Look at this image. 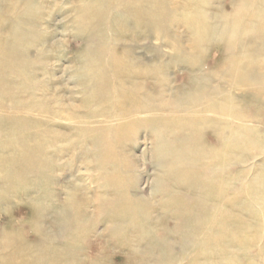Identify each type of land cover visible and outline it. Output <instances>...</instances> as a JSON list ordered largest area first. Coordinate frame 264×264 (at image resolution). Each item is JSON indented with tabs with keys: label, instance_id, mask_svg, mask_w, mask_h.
<instances>
[{
	"label": "rangeland",
	"instance_id": "rangeland-1",
	"mask_svg": "<svg viewBox=\"0 0 264 264\" xmlns=\"http://www.w3.org/2000/svg\"><path fill=\"white\" fill-rule=\"evenodd\" d=\"M85 1L0 0V264H74L72 252L82 260L75 264L90 260L124 264L133 250L153 264L167 254L164 241L171 243L168 248L173 256H180L169 264H206L194 258L204 252L206 256L220 252L229 264H264V204L254 198L257 180L264 183V0L255 29L244 32L236 45L223 43L221 37L204 43L198 52L202 64L190 61L200 43L192 35L201 27V16L191 10L196 0H155L167 14L163 17L154 3V19L164 20L168 30L150 35L138 28L131 7L116 6L117 0H100V7L92 8L84 6ZM142 1L148 3L137 0L139 4ZM229 1L203 0L201 9L212 15L241 10L239 0L232 9ZM83 6L107 26L106 35L112 44L104 51L119 50L125 66L138 67L137 77L146 70L141 77L149 79V75L166 97L190 88L189 75L193 73L192 77L199 73L211 76L205 83L217 89V97L205 98L200 108L206 110L213 102L216 111L194 110L186 117H175L173 110H167L166 124L172 129L186 132L195 128L199 131L196 138L204 144H213L215 135L224 133L208 124L211 119L250 131V141L233 150L229 167L222 170L224 180L228 172L235 177L228 198L237 226L225 223L218 227L220 231L208 228L205 236L212 241L220 238L226 244L216 247L202 241L186 247L180 245L181 232L161 233L157 229L158 234L153 235L129 228L127 235L116 227L122 217L105 206L120 193L119 182L128 181L133 193L148 197L153 177L160 172L150 154L155 133L137 127L132 120L123 126L115 116L119 104L124 103L117 102L122 95L106 86H117L116 77L101 90L82 87L85 77L75 61L85 51L94 52L103 40L89 30L77 32V17ZM252 11L253 7H248L244 14H254ZM236 57L242 59L245 69L233 65ZM189 66L195 71H187ZM248 72L260 77L249 79ZM234 74L240 83L234 82ZM117 77L120 80L122 76ZM107 94L109 101L104 102ZM128 101L131 99L125 103ZM42 129L46 137L41 136ZM155 205L158 211L137 217L154 225L161 223L164 208L159 200ZM168 211L164 215H169ZM65 212L89 227L72 234L70 222L61 224ZM224 215L201 218L223 221ZM169 225H173L172 220Z\"/></svg>",
	"mask_w": 264,
	"mask_h": 264
},
{
	"label": "bare ground",
	"instance_id": "bare-ground-1",
	"mask_svg": "<svg viewBox=\"0 0 264 264\" xmlns=\"http://www.w3.org/2000/svg\"><path fill=\"white\" fill-rule=\"evenodd\" d=\"M202 1L203 0H196L197 4H194L191 9L197 11L199 16H201V27L192 34L197 38L196 40L200 41L199 45L195 46V53L190 56V61L194 64H202L203 62L198 52H201L200 48L204 43L206 44L211 40L213 41L221 37L220 39L223 43L228 41L236 45L241 40V36H243L244 32L255 29L253 27L258 25V20L261 19L260 16L262 15L261 5L263 0H239V3L242 5L239 12L236 11L235 8L233 12H231V10H224L215 15L210 14L206 8L201 9ZM114 2L117 3L116 6L119 4L124 6V8L131 7V13L135 14L134 16L137 17L138 28H144L148 35L152 34V31L153 33L157 31L159 34H164L168 30V27H165L164 20H158L156 22L154 19V15L157 12L156 9L151 8V5L154 3L163 17L167 14L166 10L163 9V5L159 2L155 0H148V3H143L142 1L141 4H139L137 0H117ZM235 2L236 0L229 1L231 9ZM99 3L100 0H87L84 6L88 5L92 8H99ZM84 6L80 9V13L77 17V32L89 30L87 32H90V34L95 37H103V40L98 43V48L94 52L85 51L81 59L75 61L77 67L82 71L80 75L85 77L82 78V87L89 91L92 88L101 90L105 83L116 77L118 81L117 86L113 87V85L109 86V84L106 86L111 92L115 90L122 95V98L117 102L123 101L124 103L119 104L115 116L121 120L123 126H126L129 120H132L134 122L133 124L137 127L149 129L155 133L150 142V154L151 158L158 162L157 166L160 172L156 173L153 177L148 197H141L138 196V194L136 195L135 192L133 193L129 187L128 181L123 180V182H119L118 185L122 186L119 191L120 193L113 197L111 204L108 203L105 206V208L113 210L118 217H122L121 219H123V221L120 220L116 227L122 228V232L127 235L129 228L139 232L151 233L153 235L158 234L159 230L157 229H161V233H173V231L175 233L181 232L183 234H181L182 238L180 245L186 247L198 245L202 241V243H214L216 247L221 243L226 244V242L221 241L220 238L212 241L207 240L205 236L206 233L209 232L208 228L210 230L211 228H217V230L220 231L218 227L221 224L230 225L231 223L233 226L236 225L233 221L236 216L232 215L233 208L229 204L230 201L228 198L233 191L231 185L232 179L235 177L233 176L234 174L228 172V174L226 173L227 178L224 180L222 170L229 167L230 155L233 150L245 147L250 141V131L246 129L240 131L239 127H234L233 124H229L230 122L219 123L218 120L211 119L208 120V124L214 127L215 130H224V133L215 135L213 144H204L199 142L196 138L199 131L195 128H191L186 132L172 129L170 124H166L167 119L164 112L167 110H173L176 113L175 117L185 116L194 110L200 113H204L207 110L209 112L216 111L215 109H217V106L213 102L207 105L206 110L200 108V104L205 98L208 99L209 97L210 100H214L217 97V89H213L212 86L205 83L207 80H210L211 76L209 77L208 75L199 73L200 76L192 77V75H194L193 73L191 76L189 75L192 80V88L185 87L182 91L171 95V97H166L165 92L162 91L163 88L155 82H152L149 75H146L149 79L141 77L142 74L147 73L146 70H141L139 72V77H137L138 75H136V73L138 67L131 66L128 68L125 66L124 58H120L117 54L119 50H112L109 53L104 51L107 49L108 45L111 46L112 44V41L108 40L106 35L107 26H103L105 23L96 19V17H94L96 15L94 14L93 16L85 10ZM26 7L29 10L31 3L28 2ZM248 7H253L252 13L254 14H244V10ZM159 21H161V23H158ZM98 26H102L103 29L98 30ZM16 30L19 31L17 26ZM114 42L116 41L114 40ZM122 55L123 52L121 53V56ZM148 61H152V58H149ZM142 63L143 61L138 62V64ZM233 65H236L237 69L241 67L245 69L243 61L239 59V57L235 58ZM192 68L193 66H189L187 71L194 72L195 69ZM117 74H119L120 77L122 76L121 78L119 77L120 80L117 79ZM123 74L126 78H123ZM161 76L163 75L161 74L160 77ZM248 77L249 79L252 78L255 80L257 77H260V75L256 72H248ZM233 80L234 82L237 81V83L241 81L236 74L233 75ZM246 84L247 82H244L243 85ZM194 87L197 88L194 89ZM107 98L108 94L104 102L109 101ZM127 99H131V101H128L126 104L125 102ZM191 120L193 123L197 122V120ZM199 120L202 119H198V121ZM45 133L46 131L42 129L41 136L46 137ZM45 141L43 140V144H46ZM257 181L259 185L254 188V198L256 201L258 200L259 203L264 204V183L260 179ZM245 187L246 185H242V188ZM252 193L251 191L250 194L252 195ZM156 196H159L158 199H156ZM157 200L162 203V207L164 208L163 213L160 215L163 218L161 223L154 225L147 220L137 217L139 213L144 216L151 215L154 211H158L155 205V201ZM123 201L128 204L122 205L121 202ZM74 206L76 210L81 209L80 205ZM166 210H169V215H164ZM219 213L225 214L223 221H215V219L212 218V220L207 222L204 221V217L201 218L203 215H212L210 217H215V215ZM67 215L68 213L65 212L62 219L64 222L61 221V224L70 222L73 225L72 234L79 230L80 232L83 231L84 227L87 226L79 217ZM169 220L173 221L172 226L169 225ZM236 232L238 234L237 228ZM239 234H245V232H240ZM230 239L231 238L227 240ZM164 243H166L164 248L167 254L152 262L153 264L176 263L180 257L171 254L172 251L168 248L171 247V243L165 241ZM181 252L185 253V250L182 249ZM68 253L69 251L66 252V254ZM219 253L220 252L215 253L214 256H206L208 255L206 252L202 254L198 253L194 258L195 261L201 263L205 262L206 264H229L226 259L227 257ZM184 255L185 254H181V256ZM54 256L58 257L57 255ZM77 256V252L70 253V258H72L74 264L78 263V261L81 263L82 261ZM145 261L147 262L145 264H149L148 260L143 259L140 253L133 250L132 255L125 259L124 264H144ZM99 263L98 260H90L88 264Z\"/></svg>",
	"mask_w": 264,
	"mask_h": 264
}]
</instances>
